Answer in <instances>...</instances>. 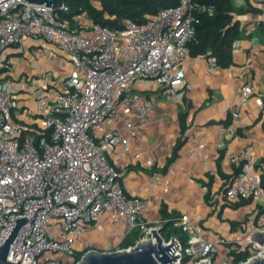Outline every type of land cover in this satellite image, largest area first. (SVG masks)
I'll return each mask as SVG.
<instances>
[{
    "label": "built area",
    "instance_id": "1",
    "mask_svg": "<svg viewBox=\"0 0 264 264\" xmlns=\"http://www.w3.org/2000/svg\"><path fill=\"white\" fill-rule=\"evenodd\" d=\"M249 1L262 10L264 23V0ZM232 2L242 6L246 0ZM68 9L66 3L54 11L27 0H0V247L16 220L27 217L8 254V260L21 264H78L86 252L95 250L89 235L102 222L122 226L124 238L139 229L136 244L154 238L152 229L161 233L162 220L143 216L151 210L150 201L128 192L110 157L118 150L129 151L131 137L137 135L135 120L153 110L148 90L176 97L185 86L184 63L191 56L195 24L200 14H213L215 5L180 0L156 14H145L142 22L126 18L116 29L95 22L86 12L75 17L73 26L61 15ZM249 14L237 19L245 25ZM240 41L234 42L233 50ZM24 45L35 51L49 45L50 54L62 53L70 63L51 83L34 89L42 117L34 130L16 120L20 87L7 63L10 50ZM203 56L210 72L219 67L214 56ZM145 81L150 85L140 86ZM253 92L251 84L241 86L240 102L246 103ZM232 114L241 117L239 110ZM255 146L249 141L226 155L235 175L224 196L233 205L264 196L255 174ZM168 220L189 236L187 246L177 238L180 246L175 253L181 255L177 264H251L253 258L264 257V245L253 239L264 225L256 226L252 218L237 229L234 239L222 240L230 247L222 262L216 261L220 241L205 238L189 215ZM234 243L237 249L232 248ZM121 249L115 245L111 251ZM232 251L250 255L237 263ZM184 254L190 257L186 263Z\"/></svg>",
    "mask_w": 264,
    "mask_h": 264
},
{
    "label": "crops",
    "instance_id": "2",
    "mask_svg": "<svg viewBox=\"0 0 264 264\" xmlns=\"http://www.w3.org/2000/svg\"><path fill=\"white\" fill-rule=\"evenodd\" d=\"M261 18V12L249 14L245 22L248 36L233 50L229 66L210 72L204 54L191 55L184 63L186 84L176 97L162 90L147 91L153 110L143 120H135L137 135L131 137L129 151L118 150L110 157L122 172L121 183L128 192L150 201L151 210L143 214L146 219L164 222L187 214L209 231L202 229L205 238L218 241L234 239L237 229L251 218L256 226L264 225V199L236 206L224 196L229 182L226 175L232 174L226 155L249 141L256 143L255 174L264 186V40L251 32ZM251 24L255 25L250 31ZM37 49L15 46L7 62L20 87L16 120L33 130L41 117L34 89L51 83L62 67L70 66L62 53L50 54L49 45ZM25 54L24 60H14L13 56ZM245 84H251L254 92L241 103L239 89ZM235 110L240 111V118H233ZM164 203L171 215L168 218L162 214ZM242 208L244 213L237 210ZM123 232L122 226L102 222L90 232L91 249L111 250L121 245Z\"/></svg>",
    "mask_w": 264,
    "mask_h": 264
},
{
    "label": "trees",
    "instance_id": "3",
    "mask_svg": "<svg viewBox=\"0 0 264 264\" xmlns=\"http://www.w3.org/2000/svg\"><path fill=\"white\" fill-rule=\"evenodd\" d=\"M204 2L215 5L213 14H200L199 22L196 25L195 39L189 43L191 55L210 54L217 59L219 67H227L233 61V44L238 39L247 37L245 25L237 19L238 14L260 13L262 10L249 0H246L242 6L235 5L232 0H203ZM180 0H67L68 11H61L64 18H68L73 26H77L75 17L86 12L88 17L103 26L116 29L121 28L123 20L126 18L136 22H142L145 14H156L159 10L177 5ZM100 5V6H99ZM252 34L257 35L264 40V23L262 21L256 24ZM181 141L175 146L177 152ZM231 175H226L231 181ZM212 177V176H210ZM228 182V183H229ZM228 185V184H227ZM252 199H244L235 205L248 203ZM162 214L168 218L166 204L162 205ZM177 215L176 213H174ZM235 225V222H233ZM161 234L165 240L172 237L178 238L183 246L188 245V234L180 226H176L173 221L165 220L162 223ZM141 237L139 229L133 230L122 241L121 247L127 248L136 244ZM250 252L232 251L235 262H240L249 257ZM82 252L77 254L78 259ZM189 256H183V263L189 260Z\"/></svg>",
    "mask_w": 264,
    "mask_h": 264
},
{
    "label": "water",
    "instance_id": "4",
    "mask_svg": "<svg viewBox=\"0 0 264 264\" xmlns=\"http://www.w3.org/2000/svg\"><path fill=\"white\" fill-rule=\"evenodd\" d=\"M27 1L35 4H45L52 7L54 11H60L67 2V0ZM28 220L27 217H20L16 220L17 224L0 247V264H21L20 260L18 262L8 260V254L20 226ZM151 231H153L154 238L140 242L131 248L114 251L90 250L82 256L78 264H177L178 259L181 258L180 254L175 253L180 246L177 238L172 237L166 241L159 231L156 229ZM253 239L264 245V230L254 232ZM201 264L208 263L202 262ZM251 264H264V257L253 258Z\"/></svg>",
    "mask_w": 264,
    "mask_h": 264
},
{
    "label": "rangeland",
    "instance_id": "5",
    "mask_svg": "<svg viewBox=\"0 0 264 264\" xmlns=\"http://www.w3.org/2000/svg\"><path fill=\"white\" fill-rule=\"evenodd\" d=\"M254 25L255 24H251L250 26H249V28H250V31L254 28ZM28 52V51H27ZM27 54H25V55H15V56H13L14 57V60L15 61H18V60H24V56H26ZM63 70V69H62ZM62 72L60 71V72H58V75H60ZM148 82V81H147ZM144 83H146V81L145 82H140V86L141 85H143ZM54 89L52 88L50 91L52 92ZM42 119V117H39V120H41ZM262 199H264V197H262L261 198V200ZM239 212L240 211H242L243 213L246 211V209H237ZM198 226L201 228V229H203L202 228V226L201 225H199L198 224ZM53 229H54V231L55 232H57L58 230H59V225H56V226H54L53 227ZM203 231H204V229H203ZM207 233V232H209L208 230L207 231H204V233ZM102 236H103V234H102ZM220 241V244H219V248H220V253L218 254V256H217V259H216V261L217 262H222L223 261V259H224V256L226 255V253L230 250V247H229V245L227 244V243H224L222 240H219ZM232 248L233 249H237L238 248V245L237 244H233L232 245ZM104 251H111V250H104ZM51 255H53V253L51 252Z\"/></svg>",
    "mask_w": 264,
    "mask_h": 264
}]
</instances>
